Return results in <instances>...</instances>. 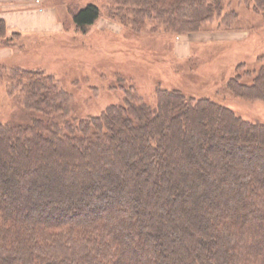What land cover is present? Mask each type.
<instances>
[{
  "label": "trees",
  "instance_id": "1",
  "mask_svg": "<svg viewBox=\"0 0 264 264\" xmlns=\"http://www.w3.org/2000/svg\"><path fill=\"white\" fill-rule=\"evenodd\" d=\"M89 1L69 9L83 36L101 17ZM229 1L103 0L126 27L175 36L240 30ZM236 1L264 17V0ZM234 72L221 88L264 106V63ZM8 75L27 121L0 123V264H264L259 113L130 79L121 103L79 119L55 76Z\"/></svg>",
  "mask_w": 264,
  "mask_h": 264
},
{
  "label": "rangeland",
  "instance_id": "2",
  "mask_svg": "<svg viewBox=\"0 0 264 264\" xmlns=\"http://www.w3.org/2000/svg\"><path fill=\"white\" fill-rule=\"evenodd\" d=\"M94 1L100 3L101 17L87 29L86 36L76 33L69 9L92 2L34 0L28 10L48 13L49 31L55 32L37 35L8 31L0 37V123L27 121L22 97L8 93V73L16 67L55 76L73 96L74 114L79 119L99 117L121 103L124 92L115 88V83L123 86L124 80L128 83L130 79L144 96L151 95L157 86L180 89L196 97L222 101L241 116L259 113L264 118L263 105L247 107L228 89L221 88L235 75L239 64L257 68L264 63V17L230 0L226 11L241 15L240 30L175 36L161 32L152 20L136 32L123 25L120 15L107 8L103 0ZM98 2L95 4L99 6ZM5 5L0 3V13L5 12Z\"/></svg>",
  "mask_w": 264,
  "mask_h": 264
},
{
  "label": "crops",
  "instance_id": "3",
  "mask_svg": "<svg viewBox=\"0 0 264 264\" xmlns=\"http://www.w3.org/2000/svg\"><path fill=\"white\" fill-rule=\"evenodd\" d=\"M33 1L34 0H0V3L8 4L4 6L5 12L0 13V18L5 21L8 31L37 35L55 32L49 31L50 18L48 13L32 11L31 9L28 10V5L34 4L29 2ZM25 6H27V8Z\"/></svg>",
  "mask_w": 264,
  "mask_h": 264
}]
</instances>
